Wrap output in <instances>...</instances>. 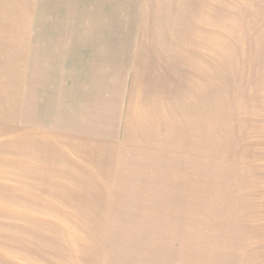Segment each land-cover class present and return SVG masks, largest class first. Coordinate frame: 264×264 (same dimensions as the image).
Returning <instances> with one entry per match:
<instances>
[{
  "label": "rangeland",
  "instance_id": "1",
  "mask_svg": "<svg viewBox=\"0 0 264 264\" xmlns=\"http://www.w3.org/2000/svg\"><path fill=\"white\" fill-rule=\"evenodd\" d=\"M0 264H264V0H0Z\"/></svg>",
  "mask_w": 264,
  "mask_h": 264
},
{
  "label": "crops",
  "instance_id": "2",
  "mask_svg": "<svg viewBox=\"0 0 264 264\" xmlns=\"http://www.w3.org/2000/svg\"><path fill=\"white\" fill-rule=\"evenodd\" d=\"M26 107H27V105H26ZM26 107H25V109H26Z\"/></svg>",
  "mask_w": 264,
  "mask_h": 264
}]
</instances>
